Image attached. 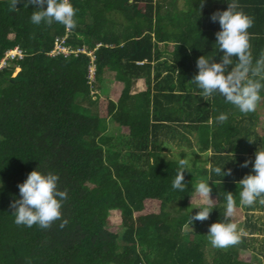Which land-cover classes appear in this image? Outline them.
Returning a JSON list of instances; mask_svg holds the SVG:
<instances>
[{"label": "trees", "instance_id": "obj_1", "mask_svg": "<svg viewBox=\"0 0 264 264\" xmlns=\"http://www.w3.org/2000/svg\"><path fill=\"white\" fill-rule=\"evenodd\" d=\"M70 2L76 26L65 45L85 47L93 58L52 53L65 26L34 25L26 0L16 10L0 0V264H264V238L248 218L243 230L253 236L238 235L235 245L214 248L207 238L208 226L224 219L226 193L235 208L264 212V196L240 206L237 186L251 171L242 162L264 147V99L258 111L242 114L219 96L201 97L190 82L197 58L215 54L219 25L210 16L227 0L202 7L198 0ZM238 3L253 20L247 31L255 62L264 55V0ZM167 47L170 58L162 57ZM13 48L21 57L5 56ZM110 78L112 97H103L97 90ZM220 113L228 114L223 124L215 123ZM166 134L187 145L179 152L190 160L184 192L171 187L177 163L162 154ZM209 149L210 165L231 175L211 173ZM37 167L58 175L67 195L60 219L46 229L15 224L10 207ZM208 178L213 209L190 225L191 189Z\"/></svg>", "mask_w": 264, "mask_h": 264}, {"label": "clouds", "instance_id": "obj_2", "mask_svg": "<svg viewBox=\"0 0 264 264\" xmlns=\"http://www.w3.org/2000/svg\"><path fill=\"white\" fill-rule=\"evenodd\" d=\"M22 0H10V7L16 10V5ZM202 7L205 0H198ZM33 11L30 21L34 25L61 24L71 30L76 26L74 19L76 10L70 0H26ZM225 10H217L210 16L213 23H218L219 30L215 32V54L202 55L196 60L197 72L190 81L194 90L203 98L219 96L225 103L232 105L242 114L252 113L258 103L264 99V55L253 62L250 53L248 29L253 20L239 8L238 0H227ZM217 53H222L219 59H214ZM228 119L227 113L215 117V123L223 124ZM251 141V140H250ZM177 171L171 182L173 190L184 192L185 171L189 172L190 160L182 158L177 152L174 157ZM251 171L238 182L240 206H251L258 198L264 196V147H257L254 158L246 159L241 167ZM211 173L223 177L231 175V170H222L221 166L209 165ZM58 175L52 172H42L38 167L32 170L26 179L17 185L18 198L10 203L14 223L26 227L37 225L46 229L61 217L62 201L67 198L66 192L58 189ZM211 179H201L193 185V193L199 203L191 207L198 209L189 216L190 225L193 221H205L213 209L214 200L211 197ZM212 181V180H211ZM213 183V182H212ZM3 182L0 181V187ZM192 200V197H191ZM264 203V200H261ZM236 200L232 193H226L224 219L208 226L207 238L214 248H226L239 241L237 224L228 218L233 215Z\"/></svg>", "mask_w": 264, "mask_h": 264}, {"label": "rangeland", "instance_id": "obj_3", "mask_svg": "<svg viewBox=\"0 0 264 264\" xmlns=\"http://www.w3.org/2000/svg\"><path fill=\"white\" fill-rule=\"evenodd\" d=\"M167 48L169 50L164 52L162 54V57L170 58L171 48H169V47H167ZM101 86L102 87L100 88V90L99 91L97 90V93H99L103 97H112V93L110 92L111 88H112V79L110 78V79L104 80L103 84ZM137 86H138L137 89L144 88L142 81L138 82ZM259 107H260V105L258 104L255 111H258ZM115 127H116V124L113 121H109V123H108L109 131L108 132H110L112 134L116 133ZM162 139L165 142L164 148L162 150V154L166 155L167 157H171V158L174 157L177 152L178 153L180 152L181 148L187 146L184 142L179 141V139L175 140L169 134L163 135ZM191 147L196 148L197 144L192 143ZM188 149H186V150H188ZM212 159H213V155H211V151L209 149L207 151V163H206L207 167H209ZM199 180H197L196 183L199 182ZM192 191H193V188L191 189V192H190L188 211L195 214V212L198 211V209H192L191 207L196 206L199 203V201L195 197V195ZM191 197H192V200H191ZM118 216H119V212L116 210L111 211L109 214V217L114 222H115V220L118 219ZM231 217H232V222L237 224V234L238 235H244V236H247V238H249L252 235V234H248L249 231L245 230V232H246L245 233L243 230L244 220L248 218V219H250V222L253 223V225L255 224V227H258V229L261 230V231H259L261 233L260 237L264 238V212L263 211H259L257 209L254 210V208H252V207H250V208H248V207L234 208V212H233V215ZM250 243H251V245H253L254 249H256L255 248L256 247L255 242L254 243L250 242ZM261 258H262L261 254H257V253L254 254L253 253L252 259H256V260L259 259V261H260Z\"/></svg>", "mask_w": 264, "mask_h": 264}, {"label": "built area", "instance_id": "obj_4", "mask_svg": "<svg viewBox=\"0 0 264 264\" xmlns=\"http://www.w3.org/2000/svg\"><path fill=\"white\" fill-rule=\"evenodd\" d=\"M70 31L71 30H69L65 27V35L63 37L57 38L55 40V43H54V46H53V49L51 50V52L54 54H59V53H62V54L73 53V54H75V53L80 52V53H86L91 58H93L92 51L86 50L85 47L70 48L68 45H65V39L67 37V34L70 33ZM5 56H8V57L19 56V57H21V51L18 48H13L12 50L7 51L5 53ZM4 63H5V61L2 58V60L0 62V66L3 65ZM89 71H90V77H92L93 76V68L90 67Z\"/></svg>", "mask_w": 264, "mask_h": 264}]
</instances>
